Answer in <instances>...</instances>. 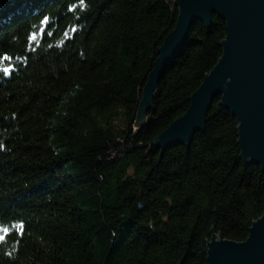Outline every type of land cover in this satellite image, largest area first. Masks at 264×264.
<instances>
[{"label":"trees","instance_id":"obj_1","mask_svg":"<svg viewBox=\"0 0 264 264\" xmlns=\"http://www.w3.org/2000/svg\"><path fill=\"white\" fill-rule=\"evenodd\" d=\"M177 13L174 0H0V264H208L213 233L246 239L264 171L243 163L219 98L188 147L153 146L220 58L224 21L191 27L135 125Z\"/></svg>","mask_w":264,"mask_h":264},{"label":"water","instance_id":"obj_2","mask_svg":"<svg viewBox=\"0 0 264 264\" xmlns=\"http://www.w3.org/2000/svg\"><path fill=\"white\" fill-rule=\"evenodd\" d=\"M178 13L144 83L135 125L150 121L153 99L163 73L179 55L191 27L209 30L213 18L225 23L222 53L190 97L185 112L153 140L162 155L175 145L188 147L203 132L212 101L235 117L241 158L264 171V0H174ZM208 264H264V213L254 220L244 241L212 234L206 244Z\"/></svg>","mask_w":264,"mask_h":264},{"label":"snow or ice","instance_id":"obj_3","mask_svg":"<svg viewBox=\"0 0 264 264\" xmlns=\"http://www.w3.org/2000/svg\"><path fill=\"white\" fill-rule=\"evenodd\" d=\"M79 2H80L81 5H83L84 0H79ZM72 7H74V5H70V10H71ZM48 19H49L48 17H44L43 20L41 21V23H46V22L48 21ZM72 30L75 31L74 28H73ZM65 35H67V33H65ZM31 38H32L33 40H35V39H36V35L33 34ZM2 59H7V57L5 56V57H3ZM9 70H10L9 68H4V69H3V71H4L6 74L9 72ZM3 231H4V232H7V229H4ZM4 238H5L4 236H0V240H3Z\"/></svg>","mask_w":264,"mask_h":264},{"label":"bare ground","instance_id":"obj_4","mask_svg":"<svg viewBox=\"0 0 264 264\" xmlns=\"http://www.w3.org/2000/svg\"><path fill=\"white\" fill-rule=\"evenodd\" d=\"M165 38V37H164ZM189 106V105H188Z\"/></svg>","mask_w":264,"mask_h":264},{"label":"rangeland","instance_id":"obj_5","mask_svg":"<svg viewBox=\"0 0 264 264\" xmlns=\"http://www.w3.org/2000/svg\"><path fill=\"white\" fill-rule=\"evenodd\" d=\"M176 58H177V57H176ZM176 58H175V59H176Z\"/></svg>","mask_w":264,"mask_h":264}]
</instances>
